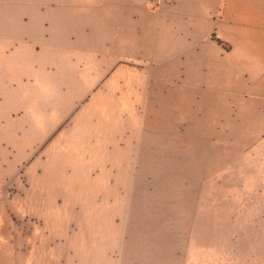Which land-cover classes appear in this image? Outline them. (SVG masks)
I'll return each instance as SVG.
<instances>
[{
    "label": "rangeland",
    "instance_id": "obj_1",
    "mask_svg": "<svg viewBox=\"0 0 264 264\" xmlns=\"http://www.w3.org/2000/svg\"><path fill=\"white\" fill-rule=\"evenodd\" d=\"M116 6L0 0V264H146L187 239L263 264L264 131L212 136L118 76Z\"/></svg>",
    "mask_w": 264,
    "mask_h": 264
},
{
    "label": "crops",
    "instance_id": "obj_2",
    "mask_svg": "<svg viewBox=\"0 0 264 264\" xmlns=\"http://www.w3.org/2000/svg\"><path fill=\"white\" fill-rule=\"evenodd\" d=\"M116 7L117 54L134 64L128 70L122 64L118 76L151 83V98L196 116L212 136L264 131V0H117ZM206 147L210 164L219 147ZM201 161L204 179L205 154ZM188 240L184 248L173 242L171 250L160 242L162 249L155 247L160 258L146 264L253 261L256 255L219 252L216 244L229 239H214L206 251L191 252Z\"/></svg>",
    "mask_w": 264,
    "mask_h": 264
}]
</instances>
